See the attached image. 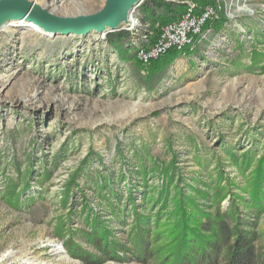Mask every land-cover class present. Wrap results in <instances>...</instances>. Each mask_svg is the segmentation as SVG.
I'll list each match as a JSON object with an SVG mask.
<instances>
[{
	"label": "rangeland",
	"instance_id": "1",
	"mask_svg": "<svg viewBox=\"0 0 264 264\" xmlns=\"http://www.w3.org/2000/svg\"><path fill=\"white\" fill-rule=\"evenodd\" d=\"M45 1L61 17L106 2ZM157 1L170 23L188 3L218 15L146 65L139 49L167 25L146 16L148 0L134 29L0 36V264H160L179 196L193 217L236 206L264 255V190L249 203L264 160V0Z\"/></svg>",
	"mask_w": 264,
	"mask_h": 264
},
{
	"label": "trees",
	"instance_id": "2",
	"mask_svg": "<svg viewBox=\"0 0 264 264\" xmlns=\"http://www.w3.org/2000/svg\"><path fill=\"white\" fill-rule=\"evenodd\" d=\"M203 2L205 0H202ZM164 7L166 4L162 1L148 0L145 3L144 12L154 26L158 23L163 26L171 22L165 14L159 17L156 14L157 9ZM209 25L210 23L206 26ZM156 31L158 33L155 38L159 34V30ZM123 35L125 34H119ZM258 165L252 174L254 177L251 182L249 203L260 206L262 200L260 192L264 190V160ZM191 200H193L191 196H179V199L176 198L174 201L176 207L171 215L174 225H170L171 228L166 230L170 243L161 252L163 259L160 264H264V255L256 244L258 238L253 229L255 220H245L239 209L233 205V209L229 211L209 214L196 209L203 214L201 221L199 219L202 217L196 215L193 217L187 211V207L192 205ZM259 211L262 212L263 209L259 208ZM146 226L138 222L135 230L136 256L145 262L149 258L147 252H151L146 238Z\"/></svg>",
	"mask_w": 264,
	"mask_h": 264
},
{
	"label": "water",
	"instance_id": "3",
	"mask_svg": "<svg viewBox=\"0 0 264 264\" xmlns=\"http://www.w3.org/2000/svg\"><path fill=\"white\" fill-rule=\"evenodd\" d=\"M144 0H106L100 12L76 17H61L51 14L29 0H0V26L14 19L27 17L47 32H61L86 36L91 31L102 34L109 28L115 32L122 24H129L135 7ZM108 32V31H107Z\"/></svg>",
	"mask_w": 264,
	"mask_h": 264
},
{
	"label": "built area",
	"instance_id": "4",
	"mask_svg": "<svg viewBox=\"0 0 264 264\" xmlns=\"http://www.w3.org/2000/svg\"><path fill=\"white\" fill-rule=\"evenodd\" d=\"M197 11L196 6L188 3V10L181 18L174 23L167 24L153 44H146L145 47L139 49V62L143 65L149 64L159 60L171 50H181L192 45L197 38L202 37L204 27L217 18L218 12L213 7Z\"/></svg>",
	"mask_w": 264,
	"mask_h": 264
},
{
	"label": "bare ground",
	"instance_id": "5",
	"mask_svg": "<svg viewBox=\"0 0 264 264\" xmlns=\"http://www.w3.org/2000/svg\"><path fill=\"white\" fill-rule=\"evenodd\" d=\"M40 5H41V7L47 9L50 13L55 15V11L53 9H50V6H48L46 4L45 0H42ZM132 13H133V11L130 14L128 23L131 25V29H134V28L137 27L138 23L135 20V18H133ZM17 27H21V28H24V29H27V30L28 29L34 30V31L38 32L39 34L47 35L48 37L52 36V34H53V32H46L44 29H42L39 26H37L36 24H34L33 21L27 20V17H24V18H21V19L10 20V21L6 22L5 24H3L2 26H0V36H2L3 34L14 30V28H17ZM107 31L109 32V28L107 29ZM107 31L106 32H102V33L103 34H107L108 33ZM58 32H56V33H58ZM54 36H56V34H54Z\"/></svg>",
	"mask_w": 264,
	"mask_h": 264
}]
</instances>
